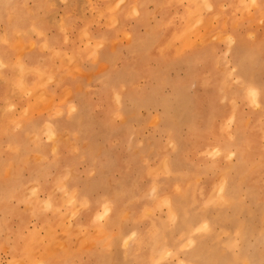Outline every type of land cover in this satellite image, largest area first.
I'll return each mask as SVG.
<instances>
[{
	"label": "rangeland",
	"instance_id": "obj_1",
	"mask_svg": "<svg viewBox=\"0 0 264 264\" xmlns=\"http://www.w3.org/2000/svg\"><path fill=\"white\" fill-rule=\"evenodd\" d=\"M194 1L0 0V264H264V0Z\"/></svg>",
	"mask_w": 264,
	"mask_h": 264
},
{
	"label": "bare ground",
	"instance_id": "obj_2",
	"mask_svg": "<svg viewBox=\"0 0 264 264\" xmlns=\"http://www.w3.org/2000/svg\"><path fill=\"white\" fill-rule=\"evenodd\" d=\"M204 1V0H203ZM255 1V0H254ZM188 2V1H187ZM194 2H197V0L196 1H194ZM253 2V1H252ZM201 3H202V1H201ZM203 4H204V2H203ZM196 5H200L199 4V2H198V4H196ZM205 5H206V3H205ZM246 5V4H245ZM256 5V4H255ZM204 6V5H203ZM203 6H201L202 8H203ZM209 6V5H208ZM253 6V5H252ZM207 7V6H206ZM247 7V6H246ZM205 8V7H204ZM203 8V9H204ZM202 9V10H203ZM206 9V8H205ZM171 10V9H170ZM196 10V9H195ZM195 10H193V8L191 9V11H190V13H192L193 11H195ZM208 10V9H207ZM202 12V11H201ZM193 14V13H192ZM198 15H200V14H198ZM202 15V14H201ZM116 17V16H115ZM197 17H199V16H197ZM186 18H187V16H186ZM211 18V17H210ZM178 19V18H177ZM194 19V18H193ZM203 19V18H202ZM215 19V18H214ZM205 20V19H204ZM192 21H194V20H192ZM191 22V21H190ZM205 23V22H204ZM172 25V24H171ZM188 25H190V23H188ZM195 25H196V23H195ZM192 27H194V26H192ZM211 28V27H210ZM225 28V27H224ZM198 30V29H197ZM170 32V31H169ZM191 32V31H190ZM186 33H187V31H186ZM206 34V33H205ZM220 35V34H219ZM236 35V34H235ZM222 37V36H221ZM216 38V37H215ZM190 39V38H189ZM16 41V40H15ZM14 41V42H15ZM17 42V41H16ZM209 43V42H208ZM10 44H12V43H10ZM22 44H24V43H22ZM21 44V45H22ZM171 44V43H170ZM259 44V43H258ZM19 46H20V44H18ZM178 45V44H177ZM33 46V45H32ZM191 46V45H190ZM12 48H14V47H12ZM23 48V47H22ZM25 48V47H24ZM21 50V49H20ZM158 50V49H157ZM18 51H19V47H18ZM17 51V52H18ZM194 51V50H193ZM237 53V52H236ZM20 54V53H19ZM17 57H19V56H17ZM1 59V58H0ZM17 59V58H16ZM18 60V59H17ZM16 60V61H17ZM19 62V61H18ZM11 64H14V63H11ZM11 64H8L7 66H9V65H11ZM23 64V63H22ZM1 65H3V63H1ZM6 66V67H7ZM22 66V65H21ZM200 66V65H199ZM16 67H17V65H16ZM1 68V67H0ZM9 68H10V66H9ZM22 68H24V66H22ZM26 68H28V67H26ZM1 69H3V68H1ZM21 69V68H20ZM20 69H18L17 70V72H19V70ZM22 70H25V73H24V71H22V73L23 74H21L20 72V74L23 76H21L19 73H18V75L19 76H21V77H19L18 78V80H17V85L16 86H18V84L21 86V87H23V84H22V81H20L21 79H23L24 78V75L25 74H27L26 72H30V71H26V69H22ZM29 70V69H28ZM13 73H14V70H13ZM1 75V74H0ZM13 75H15L16 76V74L14 73ZM2 78H3V76H1ZM17 77V76H16ZM15 78V77H14ZM21 78V79H20ZM248 78H246V82H247V84L245 85L246 87H247V92H246V94L248 95V96H250L251 97V99L254 101V100H257L258 98H260V87L257 85V84H255V82H254V80H247ZM24 83V82H23ZM15 83H13L12 85H14ZM19 86V87H20ZM34 86V85H33ZM32 87V86H31ZM24 88V87H23ZM15 89V88H14ZM17 89V88H16ZM40 90V89H39ZM15 91H17V90H15ZM20 91V90H19ZM201 91V90H200ZM22 92V91H21ZM262 93V92H261ZM11 96H12V94H10ZM9 95V96H10ZM32 95V94H31ZM39 95V94H38ZM41 96V95H40ZM43 96V95H42ZM264 96V95H263ZM46 97V96H45ZM65 97V96H64ZM38 98V97H37ZM42 98V97H41ZM44 103V102H43ZM209 104V103H208ZM44 105H46V104H44ZM199 108V107H198ZM108 109V108H107ZM37 110V109H36ZM212 111V110H211ZM49 112V111H48ZM196 128V127H195ZM45 129V128H44ZM191 132V131H190ZM230 133V132H229ZM201 134V133H200ZM54 141V140H53ZM239 145V144H238ZM241 147V146H240ZM243 148V147H242ZM250 148V147H249ZM191 150V149H190ZM204 151V150H203ZM247 152H249V150H247ZM262 152V151H261ZM192 153V152H191ZM241 153V152H240ZM243 154V153H242ZM264 154V153H263ZM246 155V154H245ZM246 158V157H245ZM244 158V159H245ZM253 158V157H252ZM240 159H242V157L240 158ZM249 162V161H248ZM251 162V161H250ZM165 163V162H164ZM244 163V162H243ZM242 163V164H243ZM260 163V162H259ZM263 163V162H262ZM245 165V164H244ZM260 165V164H259ZM164 166V165H163ZM247 166V165H246ZM252 167V166H251ZM250 168V167H249ZM258 168H259V166H258ZM165 169V168H164ZM254 169V168H253ZM240 171V170H239ZM156 172V171H155ZM252 172V171H251ZM264 172V171H263ZM241 173V172H240ZM257 173V172H256ZM262 173V172H261ZM71 174V173H70ZM237 174H238V172H237ZM237 176V175H236ZM240 176V175H239ZM248 176H250V175H248ZM262 176V175H261ZM232 177V176H231ZM260 177V176H259ZM261 178V177H260ZM237 179V178H236ZM225 180V179H224ZM227 180V179H226ZM255 180V179H254ZM259 180V179H258ZM222 181H223V179H222ZM235 181V180H234ZM247 181V180H246ZM172 182V181H171ZM185 182V181H184ZM258 182V181H257ZM264 182V181H263ZM220 183V182H219ZM229 183V182H228ZM250 184V183H249ZM230 185V184H229ZM232 186V185H231ZM201 187V186H200ZM253 187V186H252ZM220 188V187H219ZM234 187H231V189L230 190H228L227 189V196L226 197H222V194H221V191L222 190H220V195L218 196V199L217 198H208V200H207V202L210 204V206H213V205H217L218 203H224V202H220V201H225L227 198H228V196H230L229 194H231V191H232V189H233ZM222 189V188H221ZM225 189H226V187H225ZM252 189V188H251ZM205 191V190H204ZM216 191H218V190H216ZM223 192V191H222ZM234 192V191H233ZM31 193V192H30ZM182 193V192H181ZM202 193V192H201ZM210 193H212V191L210 192ZM217 193H219V191L217 192ZM248 194V193H247ZM251 194H254L253 193V191H252V193ZM70 195V194H69ZM225 195V194H224ZM248 195H250V194H248ZM247 195V196H248ZM153 197V196H152ZM221 197H222V199H221ZM30 198V197H29ZM187 198H189V197H187ZM68 200V199H67ZM165 200V199H164ZM169 201V200H168ZM181 200H179V202H180ZM236 201V200H235ZM150 202V201H149ZM165 202H166V200H165ZM176 202V201H175ZM183 204H189L190 202L188 201V200H184V198H183ZM189 202V203H188ZM46 203V202H45ZM177 203V202H176ZM181 203V202H180ZM234 203V202H233ZM172 203H170L169 205H171ZM193 204V203H192ZM235 204V203H234ZM48 205H49V203H48ZM205 205V204H204ZM203 205V206H204ZM219 205V204H218ZM224 205H225V203H224ZM47 206V205H46ZM52 206V205H51ZM180 206V205H179ZM185 206V205H184ZM238 205L236 204L235 205V207H234V212L236 213V211H237V207ZM182 207H183V205H182ZM181 207V208H182ZM187 207H189V208H187L185 211L186 212H189V211H191L190 212V214H188V218L187 219H184L183 218V215H182V217H180L181 216V214H180V212H181V208H179V207H175L174 208V206H171V208H170V211H169V216L167 217L168 219H167V222L166 223H168V224H163V228H167L168 227V225L169 224H172L173 225V229L172 230H174L175 228H176V226L178 227L179 225H181V224H188V226H189V228H187V231H185V233H184V241H186V242H191V244L192 243H194V244H196L197 245V247H196V250L195 251H193V252H191V253H189V255H187L188 257L186 258V259H189L190 261H191V264H198L197 262H195V260L193 261V259H197L198 257H199V254H200V251L203 249L202 248V245L205 243V239L206 240H212V239H214V236H205V234L201 231V229L202 228H208V232H210V235H213V233H212V222H211V220H209V221H206L205 222V225H202V223H203V219L201 218L202 216H200V214L196 211V210H193V209H191V204H190V206H188L187 205ZM194 207V206H193ZM207 207H208V205H207ZM229 207H230V204H229ZM74 208V207H73ZM185 208L183 207V210H184ZM224 209H225V207H224ZM180 211V212H179ZM240 211V210H239ZM245 211V210H244ZM184 212V211H183ZM70 214V213H69ZM240 215V214H239ZM238 215V216H239ZM218 218V217H217ZM207 219V218H206ZM227 219H226V217L224 216L223 217V219L220 221L219 219L216 221L217 222V224H220V225H222L223 224V226L225 225V221H226ZM253 221V220H252ZM169 222H172V223H169ZM229 222V221H228ZM235 223V222H234ZM231 224V223H230ZM249 224V223H248ZM242 225H243V222H242ZM60 226V225H59ZM201 226V228H199ZM236 226V225H235ZM170 227V226H169ZM224 227H226V226H224ZM233 227V226H232ZM237 227V226H236ZM194 228H199L198 230H199V233H195L194 234V232H193V230H194ZM51 229V228H50ZM64 229V228H63ZM168 229V228H167ZM166 229V230H167ZM170 229V228H169ZM183 229V228H182ZM235 229V228H234ZM248 229V228H247ZM163 230V229H162ZM171 230V231H172ZM176 230V229H175ZM185 230V229H184ZM240 230V229H239ZM246 230V229H245ZM49 230H47V232H48ZM52 231V230H51ZM164 231V230H163ZM162 231V232H163ZM168 231V230H167ZM229 231H231L232 232V229H230ZM235 231V230H234ZM158 232V231H157ZM166 232V231H165ZM175 232V231H174ZM230 232V233H231ZM172 233H173V231H172ZM240 233H242V235H243V241L245 240V237H246V233L244 232V231H240ZM50 234H52L53 235V231L52 232H50ZM49 234V235H50ZM166 235V234H165ZM208 235V234H207ZM48 236V235H47ZM54 236V235H53ZM237 236H238V233H237ZM105 237V236H104ZM42 238V237H41ZM55 239V237H52V236H50V239ZM107 238V237H106ZM159 238V237H158ZM235 238V237H234ZM237 238V237H236ZM52 239L50 240V241H52ZM154 239V238H153ZM101 240H103V239H101ZM55 241V240H54ZM157 241V240H156ZM235 241H236V239H233V238H230L229 239V241H227L228 242V244H227V247L226 246H222L221 248L222 249H229L233 244H235ZM63 242V241H62ZM149 242H150V240H149ZM51 243V242H50ZM211 243V242H210ZM53 244V243H52ZM55 244H56V242H55ZM55 244H54V246H55ZM50 245V244H49ZM152 245V244H151ZM53 246V247H54ZM176 246V245H175ZM208 246H211V245H208ZM213 246V245H212ZM215 246V245H214ZM155 247V246H154ZM204 247V246H203ZM216 247V246H215ZM239 247V246H238ZM48 248V247H47ZM59 248V247H58ZM151 248V247H150ZM207 248V247H206ZM31 249V248H30ZM51 249V248H50ZM55 249H57V248H54V250H53V248L51 249L52 250V252L53 251H55ZM60 249V248H59ZM221 249V250H222ZM43 250V249H42ZM206 250V249H205ZM36 251V250H35ZM47 252V254H48V252H49V249H47L46 250ZM215 251V250H214ZM214 251H213V254H214ZM18 252V251H17ZM31 252V251H30ZM34 252V251H33ZM209 252V251H208ZM219 252V251H218ZM221 252V251H220ZM219 252V253H220ZM246 252V251H245ZM40 253V252H39ZM45 253V252H44ZM186 253V252H185ZM201 253H202V251H201ZM212 253V252H211ZM224 253V252H223ZM226 253H227V251H226ZM50 254V253H49ZM210 254V253H209ZM213 254H211V255H213ZM222 254V253H221ZM228 254V253H227ZM246 254V253H245ZM249 254H250V252H249ZM40 255H42L43 256V253L42 254H40ZM211 255H210V257L209 256H206L205 257V259H207V261L208 262H210V263H212L213 264V262L212 261H210L211 260ZM261 255H262V253H261ZM35 256V255H34ZM36 256H38V255H36ZM42 256H40V257H42ZM45 256V255H44ZM47 256V255H46ZM49 256V255H48ZM54 256V255H53ZM215 256V255H214ZM246 256H247V254H246ZM146 257V256H145ZM218 257V256H217ZM254 257V256H253ZM36 258V257H35ZM49 258V257H48ZM213 258V257H212ZM237 258V257H236ZM33 259V258H32ZM39 259V258H38ZM37 259V260H38ZM66 259V258H65ZM237 259H239V262H244V263H246V264H254V263H252V260H251V257H249V258H247V257H245V256H243V255H240L239 256V258H237ZM255 259H256V257H255ZM254 259V260H255ZM39 260H41V259H39ZM213 260V259H212ZM217 260V259H216ZM227 260V259H226ZM18 261H20V260H18ZM35 261V260H34ZM199 261V260H198ZM228 261V260H227ZM14 262V261H13ZM31 262V261H30ZM36 262V261H35ZM34 262V263H35ZM43 262V261H42ZM255 262V261H254ZM24 263V262H23ZM32 264H34L33 263V261L31 262ZM31 263H29V264H31ZM38 262H36V264H37ZM44 263V262H43ZM217 263H218V260H217ZM217 263H214V264H217ZM25 264V263H24ZM28 264V263H27ZM236 264V263H235Z\"/></svg>",
	"mask_w": 264,
	"mask_h": 264
}]
</instances>
